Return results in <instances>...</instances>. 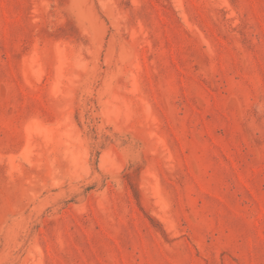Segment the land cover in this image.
I'll use <instances>...</instances> for the list:
<instances>
[{
	"label": "rangeland",
	"instance_id": "rangeland-1",
	"mask_svg": "<svg viewBox=\"0 0 264 264\" xmlns=\"http://www.w3.org/2000/svg\"><path fill=\"white\" fill-rule=\"evenodd\" d=\"M0 264H264V0H0Z\"/></svg>",
	"mask_w": 264,
	"mask_h": 264
}]
</instances>
